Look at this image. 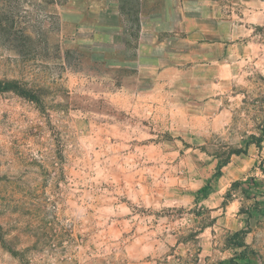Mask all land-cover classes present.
<instances>
[{
  "label": "rangeland",
  "instance_id": "1",
  "mask_svg": "<svg viewBox=\"0 0 264 264\" xmlns=\"http://www.w3.org/2000/svg\"><path fill=\"white\" fill-rule=\"evenodd\" d=\"M60 1L0 0V264H264V144L233 155L249 165L224 187L212 157L260 133L263 86L221 132L146 117L112 69L73 53L66 68L49 40Z\"/></svg>",
  "mask_w": 264,
  "mask_h": 264
},
{
  "label": "crops",
  "instance_id": "2",
  "mask_svg": "<svg viewBox=\"0 0 264 264\" xmlns=\"http://www.w3.org/2000/svg\"><path fill=\"white\" fill-rule=\"evenodd\" d=\"M51 13L61 26L49 40L60 46L66 68L73 67L65 59L73 53L84 68L104 75L112 69L123 98L144 101L146 117H192L193 133L221 132L251 86L259 97L261 84L264 95V0H62ZM263 129L230 149L239 151L227 154L214 182L237 181L249 163H234L233 155L259 149ZM204 142L195 138L194 149L205 154Z\"/></svg>",
  "mask_w": 264,
  "mask_h": 264
},
{
  "label": "trees",
  "instance_id": "3",
  "mask_svg": "<svg viewBox=\"0 0 264 264\" xmlns=\"http://www.w3.org/2000/svg\"><path fill=\"white\" fill-rule=\"evenodd\" d=\"M263 131H264V129H263ZM238 151H239V150L233 149V150H230L228 153H233V152L236 153V152H238ZM227 159H228V157H227ZM227 159H225V160L222 161V162H219V163H218V167H221L223 164H225L226 161H227ZM263 161H264V158H263ZM253 186H255V188H258V187H259V182H258L256 179L251 178L250 181L247 182V187H248V188H252ZM203 189H205V188H203ZM257 190H258V189H257ZM258 191H259V190H258ZM263 192H264V191H263ZM255 196H256V194H254V197H255ZM243 232H244L243 230H239V231H236V232H234V233H232V234L230 235V237H229V241H230V243H231V245H232L233 247L243 248V249L246 248V244H245L244 240H243L242 238H240V237L242 236ZM239 257L244 258V257H245L244 253L241 252V253L239 254Z\"/></svg>",
  "mask_w": 264,
  "mask_h": 264
}]
</instances>
